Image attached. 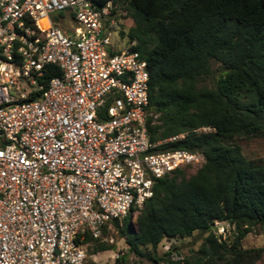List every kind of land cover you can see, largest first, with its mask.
I'll return each mask as SVG.
<instances>
[{
	"label": "built area",
	"instance_id": "built-area-1",
	"mask_svg": "<svg viewBox=\"0 0 264 264\" xmlns=\"http://www.w3.org/2000/svg\"><path fill=\"white\" fill-rule=\"evenodd\" d=\"M112 7L0 0V264H83L87 235L201 159L158 146L184 131L150 139L146 60L110 44Z\"/></svg>",
	"mask_w": 264,
	"mask_h": 264
},
{
	"label": "trees",
	"instance_id": "trees-1",
	"mask_svg": "<svg viewBox=\"0 0 264 264\" xmlns=\"http://www.w3.org/2000/svg\"><path fill=\"white\" fill-rule=\"evenodd\" d=\"M111 2L116 19H130L118 34L146 60L150 139L184 131L158 146L194 150L201 159L188 173L175 167L157 176L133 223L129 213L110 219L125 251L109 264H124L127 251L165 264H264V244L240 243L264 223V158L244 156L232 140L264 136V0ZM52 73L54 65L45 76ZM214 219L233 223L231 236L215 232ZM108 224L100 235H87V256L113 247L103 238ZM192 230L204 234L191 253L149 255L162 237ZM83 264L99 263L86 257Z\"/></svg>",
	"mask_w": 264,
	"mask_h": 264
},
{
	"label": "rangeland",
	"instance_id": "rangeland-1",
	"mask_svg": "<svg viewBox=\"0 0 264 264\" xmlns=\"http://www.w3.org/2000/svg\"><path fill=\"white\" fill-rule=\"evenodd\" d=\"M65 20L63 19V22ZM130 23L128 17H118L116 19L115 27L110 29L109 39L110 44L114 49L125 48L126 47V36H120L117 31V27L123 29ZM64 24V23H60ZM214 66V63L211 64ZM207 79V78H205ZM207 81V80H206ZM237 142L240 146V150L246 157L260 156L264 158V136L261 135H251L245 137H235L232 139ZM193 168H186L185 172L188 173L192 171ZM136 214V213H135ZM135 214L130 215L131 222H134ZM108 232L103 236L107 241L113 243L112 248L101 249L94 253L88 254L87 257L95 260L99 264H109L116 254H120L125 251V245L123 243L122 237L116 232V229L108 224ZM227 228L221 231L223 236H231L234 230V224L229 223ZM204 233L197 230H192L189 235L183 236H164L156 244L155 248L148 250L149 255L153 256H168L171 258L181 257L191 253L199 244ZM240 243L242 246H254L264 244V223L262 225H255L251 230L247 231L241 238ZM147 249V248H145ZM149 249V248H148ZM264 255V250L262 251V256ZM164 259H153L151 256L136 254L132 251H127L125 254L124 264H164Z\"/></svg>",
	"mask_w": 264,
	"mask_h": 264
}]
</instances>
